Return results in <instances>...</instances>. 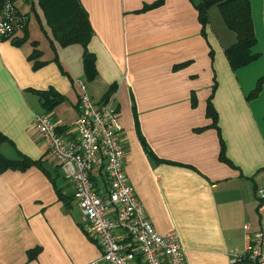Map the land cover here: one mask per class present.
<instances>
[{
    "label": "crops",
    "instance_id": "obj_1",
    "mask_svg": "<svg viewBox=\"0 0 264 264\" xmlns=\"http://www.w3.org/2000/svg\"><path fill=\"white\" fill-rule=\"evenodd\" d=\"M198 1L79 0L96 69L87 81L83 47L52 40L36 0L14 2L28 22L0 40L6 137L0 155L35 162L0 173V264H88L100 253L72 182L32 124L33 116L47 113L56 132L74 138L76 79L85 81L98 107L114 92L126 179L153 230L178 233L187 264H230L229 253L264 231V198L257 197L264 178V83L246 99L264 77V61L232 71L224 51L235 36L210 21L211 8L202 28ZM262 9L264 22V0ZM49 91L61 100L47 112L37 92ZM211 94L215 117L206 113Z\"/></svg>",
    "mask_w": 264,
    "mask_h": 264
},
{
    "label": "built area",
    "instance_id": "obj_2",
    "mask_svg": "<svg viewBox=\"0 0 264 264\" xmlns=\"http://www.w3.org/2000/svg\"><path fill=\"white\" fill-rule=\"evenodd\" d=\"M0 0V40H9L27 25L24 13L14 2ZM78 85V114L73 122L74 138L55 130L47 113L32 118L36 133L47 146L48 155L72 182V195L81 219L99 245L100 253L88 264H187L175 230L159 234L139 198L128 183L120 142V119L113 98L96 105L84 80ZM257 197L264 198V178ZM230 264H264V231L254 232L241 251L229 253Z\"/></svg>",
    "mask_w": 264,
    "mask_h": 264
},
{
    "label": "trees",
    "instance_id": "obj_3",
    "mask_svg": "<svg viewBox=\"0 0 264 264\" xmlns=\"http://www.w3.org/2000/svg\"><path fill=\"white\" fill-rule=\"evenodd\" d=\"M160 3L161 1H157L149 4L142 10L146 11L157 5L159 6ZM36 4L43 13L42 16L51 32L52 40L59 46L76 43L83 47L81 54L82 67L85 72V80H90L96 74V69L93 65L94 56L87 49L88 41L92 37V29L90 28V22L82 4H80L79 0H36ZM249 5V0H199L197 4L194 3V9L198 14V22L202 25V28H204L208 20L207 10L215 6L221 16V22L234 34V43L226 47L224 51L225 60L228 61L232 71L251 64L258 56V54L251 51V47L256 43V37L253 33L254 28L253 22H251L252 16ZM263 83L264 77L258 78L254 83L252 91L246 95V99H252L259 94L262 87L261 84ZM113 93V91H108L103 101L109 100L113 96ZM37 94L42 100V107L47 112L50 111L56 102L61 100L59 95L53 91H49V95L43 92H37ZM211 97L212 94L207 98L206 113L209 116L215 117L210 101ZM5 140V135L0 133V143ZM34 162L28 157L20 156L18 160L11 161V159H6L0 155V173L5 169L24 170Z\"/></svg>",
    "mask_w": 264,
    "mask_h": 264
},
{
    "label": "rangeland",
    "instance_id": "obj_4",
    "mask_svg": "<svg viewBox=\"0 0 264 264\" xmlns=\"http://www.w3.org/2000/svg\"><path fill=\"white\" fill-rule=\"evenodd\" d=\"M250 2V10H251V21L254 22V35L256 37V43L253 44L251 47V51L255 54H258L257 58H259L260 61H264V22H263V0H249ZM211 14H208V17L210 16V21L215 24V26H221L218 24V22H221V16L219 14V11L215 8V6L211 7L210 9ZM221 24H223L221 22ZM255 61V60H254Z\"/></svg>",
    "mask_w": 264,
    "mask_h": 264
}]
</instances>
